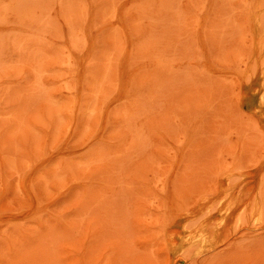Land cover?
<instances>
[{"label":"rangeland","instance_id":"obj_1","mask_svg":"<svg viewBox=\"0 0 264 264\" xmlns=\"http://www.w3.org/2000/svg\"><path fill=\"white\" fill-rule=\"evenodd\" d=\"M0 264H264V0H0Z\"/></svg>","mask_w":264,"mask_h":264}]
</instances>
